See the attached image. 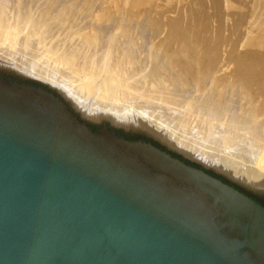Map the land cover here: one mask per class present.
I'll use <instances>...</instances> for the list:
<instances>
[{
    "label": "water",
    "instance_id": "obj_1",
    "mask_svg": "<svg viewBox=\"0 0 264 264\" xmlns=\"http://www.w3.org/2000/svg\"><path fill=\"white\" fill-rule=\"evenodd\" d=\"M24 35L0 46L1 73L40 83L0 75V264H264V204L207 171L264 191L261 144L184 135V108L96 95L101 72L76 85L38 40L22 53Z\"/></svg>",
    "mask_w": 264,
    "mask_h": 264
},
{
    "label": "rangeland",
    "instance_id": "obj_2",
    "mask_svg": "<svg viewBox=\"0 0 264 264\" xmlns=\"http://www.w3.org/2000/svg\"><path fill=\"white\" fill-rule=\"evenodd\" d=\"M76 2L80 4L76 5ZM50 5L51 8L53 7L52 11L50 10ZM55 5H57L56 9L58 8L56 12H59L57 17L60 15L58 18L55 11H53L56 10L54 9ZM58 5L62 6H60L61 9ZM60 18L61 20H59ZM80 19L84 22H81ZM2 20L7 21V23ZM131 21L133 22L131 23ZM0 22L2 23L0 25H3L4 27H2L6 31V37L4 36L3 40L1 39L0 46L8 45V53H15L16 44L22 39L23 33H25L22 53H29V42L38 40L36 48H42L43 56L46 58L45 65L55 69L65 68L66 74H72L77 78V84L81 81L86 83V80L82 78H84V74L87 73L88 68L92 67L94 70L97 69L94 65H100V68L98 67L101 72L100 79L97 82L93 81L95 86L94 92L98 91L97 86L104 78L110 84H117L118 88L123 85L125 86L123 79L128 72L120 69L122 66L119 67L117 65L118 67L116 66V68L120 70L115 68L116 74H113L111 71H114L115 65L112 64H115V58H120L121 63L128 65V61L130 63V60L123 56L127 55V51L131 47L132 53L137 48L134 52L135 55L134 53L131 54L135 57L137 56V59L134 57L133 60L134 63H137L135 64L138 68L132 73V78L128 79V82L130 80L135 81V85L141 86V90L146 87H159L163 92L157 93L156 98L153 100L156 105H163L162 107L166 108L167 112H175L174 114L180 115L182 108H184L182 124H176V128H182L184 135L196 132L197 135L201 134L199 135L200 137H204L203 133L205 132L202 130L199 133L198 126L202 122V118H204V121H207L206 116L208 114L211 116L213 111L212 115L217 116L216 121H218H215L218 127L216 129L220 130L223 142L226 133L223 127L222 129L219 128L222 126V121L224 122V120L221 121V118L232 112L236 113V116L239 113L237 117L240 120L253 121V123L249 121V126L247 125L248 127L246 126L240 132V136L248 135V137H251L253 132L260 131L257 129H262L261 132L264 135V0H0ZM69 22L71 23L68 24ZM59 24H63L64 27ZM56 25L58 26L56 27ZM109 25L112 27V30ZM95 27H98L97 30L100 33L96 31ZM17 28L18 31H16ZM106 28L108 29L105 31L104 29ZM8 30L9 32H7ZM15 32L18 34V38ZM107 33L108 37L106 36ZM10 35L13 39L10 38ZM127 37L131 38L126 40ZM25 38L29 39V41L27 42ZM99 38L100 41H98ZM103 38H105V41ZM10 39L14 41V44H12L13 41ZM122 39L125 41H122ZM141 41H144V43ZM104 43L106 46H104ZM70 44L74 48L81 45L83 48L81 49L82 52H87L83 55H86L85 57L89 64L86 63L88 64V68L83 69L84 71L80 68L78 69L79 71L73 70L69 64H65V62L67 63L66 59L70 56L66 53L70 49L67 47L73 48ZM130 45L131 47H129ZM140 45L141 47L143 46L142 50L140 49ZM101 46L103 47L101 48ZM113 47L115 50H113ZM138 47H140V50H138ZM180 47L181 49H186H182L183 52H181ZM199 47L203 48V50ZM145 48H147L146 51H144ZM191 48L195 50L192 51ZM112 50H118L122 54L117 51L114 53L117 56H114ZM91 51L92 53L90 54ZM99 52L101 61L98 59ZM136 52L140 56L139 54L136 55ZM151 52L155 54L154 57ZM97 54L98 56H96ZM54 56L59 57V60L54 58ZM87 56L91 58L90 62ZM63 57H65L66 61ZM112 57L113 62H110L112 61ZM55 59L57 60L55 61ZM116 59L115 61H117ZM62 60L65 62H62ZM157 74L159 75L157 76ZM97 78L98 76L95 79ZM167 90H172L171 93L173 92L175 96V100L169 103L165 99L166 93L169 92ZM162 93L164 94L162 95ZM209 108L213 109L211 113L209 112L210 110H207ZM215 108H218L219 112ZM198 109L199 111H197ZM192 110L198 117V119L194 120L195 122L188 121ZM253 124H255L256 131H254ZM216 129H214L209 137H212L216 133ZM257 144H261V150H264V139L257 142Z\"/></svg>",
    "mask_w": 264,
    "mask_h": 264
},
{
    "label": "bare ground",
    "instance_id": "obj_3",
    "mask_svg": "<svg viewBox=\"0 0 264 264\" xmlns=\"http://www.w3.org/2000/svg\"><path fill=\"white\" fill-rule=\"evenodd\" d=\"M80 2V1H79ZM45 3H47V2H45ZM58 3V2H57ZM3 4V3H2ZM19 4V3H18ZM22 4V3H21ZM70 4V3H69ZM79 5L80 3H78V2H76V5ZM100 4V3H99ZM109 4V3H108ZM65 5H67V4H65ZM88 5H90V4H88ZM54 6V5H53ZM56 6L57 5H55V8L54 9H56ZM59 6V5H58ZM61 6V5H60ZM59 6V7H60ZM62 7V6H61ZM61 7H60V9H61ZM97 7V6H96ZM49 8V7H48ZM50 8H51V5H50ZM49 8V9H50ZM52 9H53V7L50 9L51 11H52ZM58 9V8H57ZM53 10V11H55V13H56V17H57V14H59V12H56V11H58V10ZM66 9V8H65ZM65 9H63V10H65ZM84 9V8H83ZM104 9V8H103ZM47 12V11H46ZM84 12V11H83ZM93 12V11H92ZM45 13V12H44ZM50 13V12H49ZM61 14V13H60ZM63 14V13H62ZM73 14V13H72ZM79 14V13H78ZM82 14V13H81ZM80 14V15H81ZM89 14H91V13H89ZM94 14V13H93ZM80 15H78V16H80ZM32 16V15H31ZM42 16V15H41ZM51 16H53V15H51ZM55 16V15H54ZM60 16V15H59ZM58 16V17H59ZM63 16V15H62ZM77 16V17H78ZM83 16H85L84 14H83ZM83 16H82V19H83ZM29 17V16H28ZM48 17V16H47ZM50 17V16H49ZM57 17V18H58ZM8 18V17H7ZM46 18V17H45ZM69 18V17H68ZM114 18V17H113ZM117 18V17H116ZM51 19V18H50ZM49 19V20H50ZM70 19H71V17H70ZM82 19H80V21L82 20ZM90 19V18H89ZM95 19V18H94ZM98 19V18H97ZM106 19V18H105ZM59 20H61V18L59 19ZM69 20V19H68ZM67 20V21H68ZM115 20V19H114ZM3 22H6L7 23V21H4V20H2ZM21 21V20H20ZM37 21V20H36ZM55 21V20H54ZM71 22H72V20H70ZM79 21V20H78ZM91 21V20H90ZM124 21V20H123ZM127 21H129V20H127ZM147 21V20H146ZM71 22H69L68 24H70ZM81 22H84V21H81ZM88 22V21H87ZM133 21H131V23H132ZM5 23V24H6ZM26 23V22H25ZM24 23V24H25ZM49 23V22H48ZM86 23V22H85ZM0 24H2L1 22H0ZM87 25H88V23H86ZM101 24V23H100ZM126 24V23H125ZM140 24V23H139ZM145 24V23H144ZM41 25V24H40ZM60 26L61 25H63V24H59ZM74 25V24H73ZM72 25V26H73ZM82 25V24H81ZM106 25V24H105ZM128 25V24H127ZM126 25V26H127ZM135 25V24H134ZM3 26V25H2ZM1 25H0V43H1V39L3 40V37L5 36V33H6V31H5V29L2 27ZM50 26H52V25H50ZM55 26V25H54ZM58 25H56V27H57ZM77 26V25H76ZM95 26H96V24H95ZM98 26V25H97ZM102 26V25H101ZM106 26H108V25H106ZM112 26V25H111ZM129 26V25H128ZM131 26H132V24H131ZM14 27V26H13ZM12 27V28H13ZM19 27V26H18ZM63 27H64V25H63ZM70 27V26H69ZM109 27H110V25H109ZM141 27H142V25H141ZM15 28V27H14ZM13 28V29H14ZM55 28V27H54ZM74 28V27H73ZM72 28V29H73ZM82 28V27H81ZM84 28V27H83ZM88 28V27H87ZM96 28V27H95ZM98 28V27H97ZM97 28H96V31H98L97 30ZM104 28H105V26H104ZM133 28H134V26H133ZM139 28H140V26H139ZM143 28V27H142ZM20 29H21V27H20ZM61 29V28H60ZM108 28H106V29H104L105 31L107 30ZM110 29L112 30V27H110ZM136 29V28H135ZM7 30V29H6ZM31 30V29H30ZM52 30H54V29H52ZM68 30V29H67ZM88 30V29H87ZM102 30V29H101ZM133 30V29H132ZM144 30V29H143ZM16 31H18V28H17V30ZM21 31V30H20ZM58 31V30H57ZM69 31V30H68ZM74 31V30H73ZM103 31V30H102ZM101 31V32H102ZM7 32H9V30L7 31ZM12 32V31H11ZM62 32V31H61ZM88 32H89V30H88ZM108 32V31H107ZM134 32V31H133ZM146 32V31H145ZM19 33V32H18ZM46 33V32H45ZM44 33V34H45ZM51 33V32H50ZM63 33V32H62ZM84 33V32H83ZM98 33H100L99 31H98ZM104 33V32H103ZM132 33V32H131ZM139 33V32H138ZM147 33V32H146ZM10 34V33H9ZM13 34V33H12ZM11 34V35H12ZM15 34H17L16 32H15ZM14 34V35H15ZM76 34V33H75ZM110 34V33H109ZM140 34V33H139ZM150 34V33H149ZM11 35H10V38H11ZM108 35V33L106 34V36ZM123 35V34H122ZM141 35V34H140ZM151 35V34H150ZM189 35V34H188ZM18 36V34L16 35V37ZM42 35H40V37H41ZM78 36V35H77ZM85 36V35H84ZM124 36V35H123ZM6 37V36H5ZM13 37V36H12ZM25 37V36H24ZM27 37V36H26ZM82 37V36H81ZM86 37V36H85ZM108 37V36H107ZM107 37H105V38H107ZM134 37H135V35H134ZM144 37V36H143ZM148 37V36H147ZM18 38V37H17ZM16 38V39H17ZM41 38H43V37H41ZM105 38H103L104 39V41H105ZM128 38H131V37H127L126 38V40L128 39ZM140 39H141V37H139ZM182 38H184V37H182ZM11 39H13V38H11ZM10 39V40H11ZM26 39V38H25ZM38 39H39V37H38ZM70 39V38H69ZM76 39V38H75ZM74 39V40H75ZM90 39V38H89ZM174 39V38H173ZM187 39V38H186ZM27 40V42L29 41V39H26ZM40 40V39H39ZM73 40V41H74ZM76 40H78V39H76ZM75 40V42H77ZM86 40H88V39H86ZM93 40V39H92ZM112 40H113V38H112ZM144 40V39H143ZM188 40H190V39H188ZM11 41H13V40H11ZM67 41H69V40H67ZM71 41V40H70ZM98 41H100V38H99V40ZM122 41H125V40H123L122 39ZM137 41V40H136ZM140 41V40H139ZM138 41V42H139ZM3 42V41H2ZM47 42V41H46ZM72 42V41H71ZM79 42V41H78ZM118 42V41H117ZM127 42V41H126ZM125 42V44H127V43H129V42H127L126 43ZM138 42H137V45H138ZM142 42V41H141ZM140 42V43H141ZM189 42V41H188ZM49 43V42H48ZM61 43V42H60ZM66 43V42H65ZM90 43H92V42H90ZM89 43V44H90ZM99 43V42H98ZM111 43H113V42H111ZM135 43V42H134ZM142 43H144V41L142 42ZM148 43V42H147ZM6 44V43H5ZM9 44V43H8ZM12 44H14V41H13V43ZM12 44H10L11 46H12ZM25 44H27V43H25ZM71 44H73V43H71ZM70 44V45H71ZM78 44V43H77ZM80 44H81V42H80ZM93 44V43H92ZM116 44V43H115ZM122 45L124 44V43H121ZM124 44V45H125ZM133 44V43H132ZM191 44V43H190ZM2 45V44H1ZM24 45V44H23ZM41 45V44H40ZM76 45V44H75ZM118 45V44H117ZM10 46V47H11ZM72 46V45H71ZM81 45H78V47H76V48H74V46H72L73 48H71V47H67L69 50V52H66V53H68L70 56L66 59L67 60V63L65 62L66 60H65V57H63V59L65 60H62V62L64 61L65 62V64H69V66H71V68L73 69V70H78L79 68L80 69H85V68H88V60H86V55H83L85 52L83 51L82 52V50L81 49H83L82 48V46L80 47ZM95 46V45H94ZM104 46H106V44L104 43ZM133 46V45H132ZM135 46V45H134ZM194 46V45H193ZM9 47V48H10ZM26 47V46H25ZM97 47V46H96ZM103 46H101V48H102ZM123 47V46H122ZM129 47H131V45L129 46ZM129 47H127V48H129ZM140 47H141V45H140ZM140 47H138V50H142V47L140 48ZM185 47V46H184ZM187 47V46H186ZM66 48V47H65ZM123 48H125V47H123ZM123 48H122V50H123ZM132 48V47H131ZM130 48V50H128L127 51V55L125 56H123V57H125V58H127L128 60H130V63H129V61H128V65L126 64V63H121V59L120 58H118V59H116L115 57V59L117 60V61H115V59H114V62H115V64H112V65H115V67L114 66H112V67H114L113 68V70L116 68V66L117 65H119V67H121L122 66V68H120V69H122V70H126L128 73L126 74V77L124 76V81H125V86L123 85L122 87L120 86V88H118L117 87V84L115 85H113L112 83V85L107 81V79H105L104 78V80L102 79L99 83V85L97 86V88H98V91L97 92H95V94L96 95H107V96H117V91H120V92H122L127 98H140L142 101H145V102H149V103H152V104H155V102H154V100L153 99H155L156 98V95H157V93H159V92H161L162 90H160L159 89V87L158 88H156V87H153V88H148V87H146V88H144V89H140V87L141 86H137V85H135V81L133 82L132 80H130V82H128V79H130V78H132L131 77V75H132V73L133 72H135V69H137L138 67H137V63L135 64L134 63V60H133V58L135 57V56H133L132 54L137 50V48H136V50L132 53V49ZM134 48V47H133ZM140 48V49H139ZM193 48V47H192ZM192 48H191V50H192ZM200 48V47H199ZM12 49V48H11ZM49 49V48H48ZM86 49V48H85ZM92 49V48H91ZM118 49H120V48H118ZM146 49L147 48H145L144 49V51H146ZM180 49H181V47H180ZM183 49V48H182ZM181 49V52H183V50L184 49H186V48H184L183 50ZM200 49H202L203 50V48H200ZM52 50V49H51ZM110 50H111V48H110ZM113 50H115L114 49V47H113ZM112 50V51H113ZM126 50V49H125ZM193 50H195V49H193ZM192 50V51H193ZM57 51V50H56ZM95 51V50H94ZM102 51V50H101ZM118 51V50H117ZM117 51H113V54L115 53V52H117ZM143 51V52H144ZM152 51H153V49H152ZM180 51V50H179ZM188 51H189V49H188ZM51 52V51H50ZM53 52V51H52ZM119 53H121L120 51H118ZM142 52V53H143ZM156 52H158V51H156ZM87 53V52H86ZM92 53V51L90 52V54ZM94 53V52H93ZM118 53V55H120ZM132 53V54H131ZM152 53V52H151ZM189 53V52H188ZM192 53V52H191ZM203 53V52H202ZM206 53V52H205ZM46 54H48L47 52H46ZM53 54V53H52ZM51 54V55H52ZM95 54V53H94ZM98 54H99V56H98ZM96 56H98V59L101 61V58H99V57H101V55H100V52L98 53ZM102 54V53H101ZM122 54V53H121ZM139 54V53H138ZM137 54V52H136V55H138ZM145 54H147V53H145ZM153 54V53H152ZM181 54V53H180ZM186 54V53H185ZM184 54V56H186ZM195 54V53H194ZM58 55V54H57ZM116 54H114V56H115ZM134 55H135V53H134ZM143 55V54H142ZM148 55V54H147ZM162 55V54H161ZM191 55V54H190ZM205 55V54H204ZM47 56V55H46ZM62 56V55H61ZM93 56V55H92ZM117 56V55H116ZM122 56H120V57H122ZM139 56H140V54H139ZM145 56V55H144ZM151 56V55H150ZM155 56V54H153V57ZM180 56H182V55H180ZM194 56V55H193ZM201 56V55H200ZM59 57H60V55H59ZM59 57H55L54 56V58H59ZM110 57V56H109ZM119 57V56H118ZM123 57H122V59H123ZM183 57V56H182ZM189 57V56H188ZM51 58V57H50ZM87 58L89 59V62H90V59L91 58H89L88 56H87ZM93 58V57H92ZM136 59H137V56L135 57ZM198 58H199V56H198ZM57 59H55V61L57 60ZM62 59V58H61ZM97 58H96V60H98ZM103 59V58H102ZM111 59V58H110ZM135 59V60H136ZM59 60V59H58ZM161 60V59H160ZM184 60H185V58H184ZM54 61V60H53ZM124 61V60H123ZM147 61V60H146ZM165 61V60H164ZM192 61V60H191ZM46 62V61H45ZM50 62H51V60H50ZM99 62V61H98ZM110 62H113V57H112V61H110ZM126 62V61H125ZM188 62V61H187ZM186 62V63H187ZM86 63H88V64H86ZM102 63V62H101ZM164 63V62H163ZM185 63V62H184ZM53 64V63H52ZM58 64V63H57ZM97 64V63H96ZM93 65V64H92ZM136 65V66H135ZM139 65V64H138ZM188 65V64H187ZM97 69H92V67L91 68H88L87 69V73H85L84 74V78H82V79H84V80H86V82H89V77H91V78H96L97 76H98V74H99V72H100V65L98 66H96V65H94ZM161 66V65H160ZM63 67V66H62ZM90 67V66H89ZM94 67V68H95ZM99 67V68H98ZM118 67V66H117ZM124 68V69H123ZM140 68V67H139ZM240 68V67H239ZM102 69V68H101ZM117 69V68H116ZM115 69V70H116ZM120 69H117V70H120ZM241 69V68H240ZM240 69H237V70H240ZM70 70V69H69ZM73 70H70V71H73ZM81 70V71H82ZM112 70V69H111ZM111 71V72H113V74L116 72V71ZM67 71V70H66ZM79 71V70H78ZM84 71V70H83ZM82 71V72H83ZM110 71V70H109ZM240 72V71H239ZM120 73V72H119ZM123 73V72H122ZM147 73V72H146ZM80 74V73H79ZM83 74V73H82ZM116 74V73H115ZM121 74V73H120ZM156 74V73H155ZM112 75V74H111ZM159 74H157V76H158ZM134 76V75H133ZM140 76V75H139ZM106 78H108L107 76H106ZM110 78V77H109ZM114 78V77H113ZM121 78H123V77H121ZM139 78V77H138ZM140 79V78H139ZM136 80H138V79H136ZM149 80V79H148ZM152 80H154V79H152ZM157 80V79H156ZM155 81V80H154ZM97 82V81H96ZM115 82V81H114ZM224 82V81H223ZM82 83H85L84 81H81V82H79V84H82ZM94 83V82H93ZM138 83H139V81H138ZM155 83V82H154ZM141 84H143V83H141ZM145 84V83H144ZM150 84V83H149ZM152 84V83H151ZM159 84V83H158ZM172 84V83H171ZM76 85H78L77 84V82H76ZM121 85V84H120ZM153 85V84H152ZM151 85V86H152ZM178 85V84H177ZM180 85V84H179ZM228 85V84H227ZM147 86V85H146ZM154 86V85H153ZM155 86H158V85H155ZM95 87V86H94ZM96 88V89H97ZM164 88V87H163ZM162 88V89H163ZM166 88V87H165ZM230 88V87H229ZM175 89V88H174ZM170 93H169V92ZM172 91V90H171ZM171 91L170 90H167V92L168 93H166V95H165V99H166V102L167 103H169V102H172V101H174L175 100V96L173 95V92L171 93ZM163 92V91H162ZM178 92V91H177ZM184 93V92H183ZM191 93V92H190ZM164 93H162V95H163ZM179 94V93H178ZM187 94V93H186ZM178 96V95H177ZM180 96V95H179ZM164 97V96H163ZM180 98H183V97H180ZM210 98V97H209ZM228 98H230V97H228ZM194 99V98H193ZM232 99V98H231ZM182 100V99H181ZM158 101V100H157ZM231 101V100H230ZM180 102V101H179ZM193 102V101H192ZM229 102V101H228ZM190 105V104H189ZM163 106V105H162ZM192 107H193V105H192ZM199 107V106H198ZM203 107V106H202ZM189 108V107H188ZM226 108V107H225ZM228 108V107H227ZM166 109V108H165ZM202 109V108H201ZM218 109V108H217ZM216 108H215V110H217ZM234 109H235V107H234ZM234 109H233V111H234ZM176 110V109H175ZM207 110H210L209 112L211 113L212 111H213V109L212 108H209V109H207ZM224 110V109H223ZM167 111V110H166ZM188 111H189V109H188ZM195 111H196V109H195ZM197 111H199V109L197 110ZM218 111V110H217ZM216 111V112H217ZM221 111V110H220ZM227 111V110H226ZM230 111H231V109H230ZM230 111H228V112H230ZM236 111V110H235ZM202 112V111H201ZM206 112V111H205ZM214 112V111H213ZM213 112L211 113V116H210V114H208V116H206V118H207V121H204V118H202L203 120H201V118H200V120L202 121L200 124H199V126H198V131H199V133H201L202 132V130H203V132H205V133H203L204 135V137H209L210 136V134L214 131V129H216V127H217V124H216V122H218V121H216V119H217V116L215 117V115H212L213 114ZM219 112V111H218ZM223 112H225V111H223ZM232 112V111H231ZM175 113V112H174ZM178 113V112H177ZM199 113V112H198ZM197 113V114H198ZM204 113V112H203ZM221 113V112H220ZM205 114V113H204ZM203 114V115H204ZM217 114V113H216ZM200 115H202V114H200ZM219 115V114H218ZM222 115H224L223 113H222ZM221 115V116H222ZM243 115V114H242ZM248 115V114H247ZM220 116V115H219ZM237 116H239V113L237 114ZM236 116V113H229V114H227V116H222V118H221V121L222 120H224V122L222 121V123H221V127H219V128H221L222 129V127L224 128V130H225V138H224V145H226V144H231V143H236V142H240V132L248 125V124H250V122H252L253 123V121L251 120H249V121H244V119H239V117H237ZM201 117V116H200ZM241 117V116H240ZM196 119H198V117L193 113V110H192V113H191V116L188 118V121L189 122H192V121H194V120H196ZM247 120V119H246ZM260 120V119H259ZM187 121V120H186ZM216 121V122H215ZM195 122V121H194ZM220 122V121H219ZM223 123H224V126H223ZM190 124V123H189ZM256 124V123H255ZM255 124H253V128L255 129V127H254V125ZM195 125H197V124H195ZM252 125V124H251ZM249 126V125H248ZM247 126V127H248ZM185 128V127H184ZM218 128V127H217ZM256 128H258L257 126H256ZM197 129V128H196ZM257 130H260V131H257V132H253V135L251 136V137H249L250 138V140L252 141V143H255V144H257V142H259V141H261V140H263L264 139V135L262 134V132H261V130L262 129H257ZM252 131V130H251ZM254 131H256V129L254 130ZM224 132V131H223ZM264 132V131H263ZM194 133H196V132H194ZM252 134V133H251ZM199 135H201V134H199ZM222 135V134H221ZM241 136H243V135H241Z\"/></svg>",
    "mask_w": 264,
    "mask_h": 264
},
{
    "label": "flooded vegetation",
    "instance_id": "obj_4",
    "mask_svg": "<svg viewBox=\"0 0 264 264\" xmlns=\"http://www.w3.org/2000/svg\"><path fill=\"white\" fill-rule=\"evenodd\" d=\"M0 74L4 75V77L8 76V77H13V78H15V79H17V80H20V81L34 82V83L40 84L39 82H35V81L31 80V79L18 78V77H16V76H13V75H7V74L1 73V72H0ZM87 123H88V125H89V124L99 125L100 128L104 125V122H101V123H93V122H91V121H87ZM89 126H90V125H89ZM90 127H91V126H90ZM111 128L114 129L116 132H117V130H118V128H113V127H111ZM122 130L125 131L126 133H130V134H138V135L142 136V137L139 138V139H144V140L151 141L152 143H154V144H156V145H158V146H161V147L164 148V149H167L166 146L161 145L157 140L153 139L152 137H150L149 135H147V134H145V133H143V132L132 131V130H124V129H122ZM117 133H118V132H117ZM118 134H119V133H118ZM173 153H174V152H172V154H173ZM174 155H176V156H178V157H180V158L186 160V159L183 158L181 155H178V154H176V153H174ZM187 161H188V160H187ZM188 162H190V161H188ZM190 163H193V164H195V165H198V164H196V163H194V162H190ZM198 166H199V165H198ZM207 171L210 172V173H212V174H214V175H216V176H218V177H220L221 179H224V181H226V182H228V183L234 185L235 187L239 188L240 190H242V191L245 192L246 194H248V195L254 197L255 199H257L258 201H260L261 203L264 204V191H259V190H254V189L248 188V187H246V186H244V185H241V184H239V183H236V182H234V181H232V180L226 178L225 176H223V175H221V174L215 173L213 170H210V169H209V170H207Z\"/></svg>",
    "mask_w": 264,
    "mask_h": 264
},
{
    "label": "trees",
    "instance_id": "obj_5",
    "mask_svg": "<svg viewBox=\"0 0 264 264\" xmlns=\"http://www.w3.org/2000/svg\"><path fill=\"white\" fill-rule=\"evenodd\" d=\"M1 76H4V75H2V74H0ZM7 78H12V79H15V78H13V77H8V76H6ZM91 127H92V129L93 130H97V129H99L100 128V126L99 125H95V124H89ZM117 132L121 135V136H123V137H125V138H127V139H139V138H141L142 136H140V135H138V134H130V133H126L125 131H123L122 129H118L117 130ZM174 154V153H173ZM187 161V160H186ZM188 162V161H187ZM193 164V163H192ZM193 165H195V164H193ZM196 166H198V165H196ZM224 180V179H223Z\"/></svg>",
    "mask_w": 264,
    "mask_h": 264
}]
</instances>
